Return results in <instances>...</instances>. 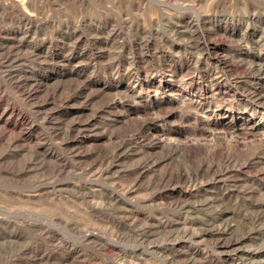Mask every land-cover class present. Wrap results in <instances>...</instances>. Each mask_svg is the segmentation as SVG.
<instances>
[{"label":"rangeland","instance_id":"rangeland-1","mask_svg":"<svg viewBox=\"0 0 264 264\" xmlns=\"http://www.w3.org/2000/svg\"><path fill=\"white\" fill-rule=\"evenodd\" d=\"M0 264H264V0H0Z\"/></svg>","mask_w":264,"mask_h":264}]
</instances>
